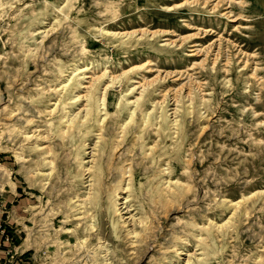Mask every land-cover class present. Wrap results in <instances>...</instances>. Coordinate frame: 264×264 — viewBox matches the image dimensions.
<instances>
[{
	"label": "rangeland",
	"instance_id": "rangeland-1",
	"mask_svg": "<svg viewBox=\"0 0 264 264\" xmlns=\"http://www.w3.org/2000/svg\"><path fill=\"white\" fill-rule=\"evenodd\" d=\"M0 264H264V0H0Z\"/></svg>",
	"mask_w": 264,
	"mask_h": 264
},
{
	"label": "bare ground",
	"instance_id": "bare-ground-1",
	"mask_svg": "<svg viewBox=\"0 0 264 264\" xmlns=\"http://www.w3.org/2000/svg\"><path fill=\"white\" fill-rule=\"evenodd\" d=\"M169 10H171V8H169ZM84 72H86V70H81L80 73H84ZM134 114H135V112L132 113V116H134ZM237 205H238V203H237Z\"/></svg>",
	"mask_w": 264,
	"mask_h": 264
}]
</instances>
